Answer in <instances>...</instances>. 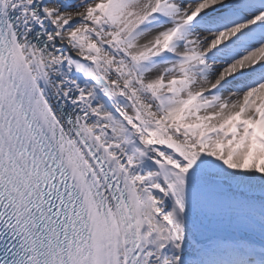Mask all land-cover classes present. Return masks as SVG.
Here are the masks:
<instances>
[{"label": "snow or ice", "instance_id": "1", "mask_svg": "<svg viewBox=\"0 0 264 264\" xmlns=\"http://www.w3.org/2000/svg\"><path fill=\"white\" fill-rule=\"evenodd\" d=\"M0 264H264V0H0Z\"/></svg>", "mask_w": 264, "mask_h": 264}]
</instances>
